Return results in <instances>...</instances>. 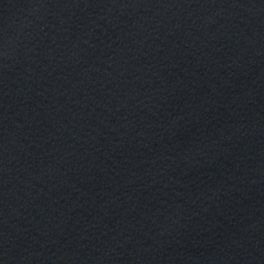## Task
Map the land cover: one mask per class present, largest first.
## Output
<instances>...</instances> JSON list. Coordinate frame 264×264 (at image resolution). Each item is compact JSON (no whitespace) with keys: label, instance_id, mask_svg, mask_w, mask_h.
Masks as SVG:
<instances>
[{"label":"water","instance_id":"water-1","mask_svg":"<svg viewBox=\"0 0 264 264\" xmlns=\"http://www.w3.org/2000/svg\"><path fill=\"white\" fill-rule=\"evenodd\" d=\"M0 264H264V0H0Z\"/></svg>","mask_w":264,"mask_h":264}]
</instances>
